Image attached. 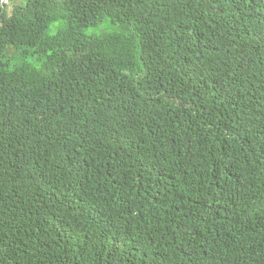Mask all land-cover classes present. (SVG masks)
Returning a JSON list of instances; mask_svg holds the SVG:
<instances>
[{
  "label": "trees",
  "instance_id": "16d2710c",
  "mask_svg": "<svg viewBox=\"0 0 264 264\" xmlns=\"http://www.w3.org/2000/svg\"><path fill=\"white\" fill-rule=\"evenodd\" d=\"M2 1L0 264H264V0Z\"/></svg>",
  "mask_w": 264,
  "mask_h": 264
},
{
  "label": "rangeland",
  "instance_id": "374dc122",
  "mask_svg": "<svg viewBox=\"0 0 264 264\" xmlns=\"http://www.w3.org/2000/svg\"><path fill=\"white\" fill-rule=\"evenodd\" d=\"M3 1L6 2L7 0H3ZM3 1H2V2H3ZM2 2H1V3H2ZM58 24H59L58 22L52 24V26L50 27V32H53V31L57 28ZM101 28H105V29H106V23L103 22L102 24H100L99 27L89 28V29L87 30V33H88V34L98 33V32H100Z\"/></svg>",
  "mask_w": 264,
  "mask_h": 264
}]
</instances>
